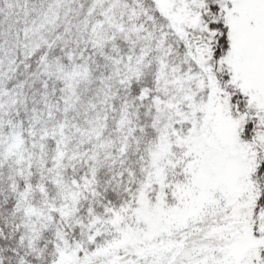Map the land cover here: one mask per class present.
I'll use <instances>...</instances> for the list:
<instances>
[{
    "label": "snow or ice",
    "instance_id": "1",
    "mask_svg": "<svg viewBox=\"0 0 264 264\" xmlns=\"http://www.w3.org/2000/svg\"><path fill=\"white\" fill-rule=\"evenodd\" d=\"M0 264H264V0H0Z\"/></svg>",
    "mask_w": 264,
    "mask_h": 264
}]
</instances>
